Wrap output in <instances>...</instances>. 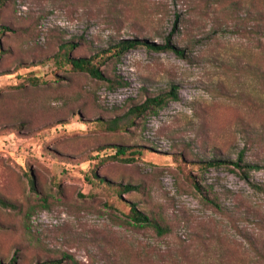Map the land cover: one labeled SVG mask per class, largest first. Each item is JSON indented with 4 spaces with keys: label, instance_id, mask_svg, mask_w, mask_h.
Instances as JSON below:
<instances>
[{
    "label": "rangeland",
    "instance_id": "1",
    "mask_svg": "<svg viewBox=\"0 0 264 264\" xmlns=\"http://www.w3.org/2000/svg\"><path fill=\"white\" fill-rule=\"evenodd\" d=\"M169 34L185 57L139 44L100 63L108 80L64 55ZM173 84L178 100L125 116ZM241 151L264 188V0L0 6V196L18 206L0 205V264H255L264 192L235 164H207ZM132 203L170 232L131 223Z\"/></svg>",
    "mask_w": 264,
    "mask_h": 264
},
{
    "label": "trees",
    "instance_id": "2",
    "mask_svg": "<svg viewBox=\"0 0 264 264\" xmlns=\"http://www.w3.org/2000/svg\"><path fill=\"white\" fill-rule=\"evenodd\" d=\"M6 0H0V6H3ZM247 13H251V9H247ZM261 13V12H260ZM247 14V15H248ZM256 15H260L258 12H256ZM139 44H146L149 48L154 49V50H162V49H170L175 51L177 54H179L182 57H185V51L183 48H180L178 45L172 43L171 41V34L166 36V41L164 43H157V42H149L147 39H140V38H126V39H121L114 44L109 45L106 48H99L93 55L91 56H79V57H74L71 56L70 53H65V58L67 61L71 63L74 69L80 70V71H85L88 72L91 76L99 79H106L108 80L107 76L104 74L102 69L100 68V63L103 64L108 57L113 55L119 56L120 54L124 53L125 51L138 46ZM61 47L63 49L65 48H72L74 47L73 42L67 41L61 44ZM114 49V51L112 50ZM106 53H111V54H106ZM110 55V56H109ZM102 60V61H100ZM172 99V100H178L179 95H178V86L176 84H173L171 89L167 92H162L159 95L156 96H151L148 97L145 102L141 104H137L135 106H132L128 112L125 114L126 117L129 116H134V117H139L142 115H145L147 113L151 114H157L161 108H163L167 102ZM114 124L112 127H115L118 119L114 120ZM127 153V148L125 146H118L117 149V154L118 155H124ZM221 163H232L235 164L238 168L243 170V174L245 179L251 183L252 186L257 188L260 191L264 192V188L257 185L254 182H251L250 176H249V170L251 169H259L261 167L260 164L257 163H250L244 159V151H241L239 154V157L237 160H222V159H212L207 162L209 165H219ZM100 178L96 174L90 175V178L92 180L96 178ZM104 180V179H103ZM194 186L198 189L201 190V185L197 182L194 181ZM125 190L129 191L132 189H137L136 186H133L131 184H127L124 187ZM204 195V201L206 203L212 204L215 208L217 209H222L221 204L218 202L217 197H210L209 194H206L205 192H202ZM0 205L6 207V208H13L17 209V205L6 199L5 197L0 196ZM130 222L133 224H137L140 226H149L155 229V231L159 235H165L170 232V226L168 224H163L161 221H159L157 218L149 215L148 213L144 212L141 210L136 203L131 204V210H130ZM250 241V245L253 246V249L256 250V254H259V257L254 261V263H260L264 261V256L262 251H258L259 249L264 250V247L258 248L259 246H256V241L255 239H248ZM13 261L15 262V257L13 258Z\"/></svg>",
    "mask_w": 264,
    "mask_h": 264
}]
</instances>
